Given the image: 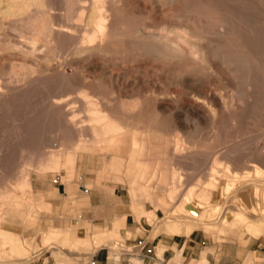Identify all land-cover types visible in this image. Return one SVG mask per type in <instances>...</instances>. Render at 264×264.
Listing matches in <instances>:
<instances>
[{
	"label": "rangeland",
	"instance_id": "obj_1",
	"mask_svg": "<svg viewBox=\"0 0 264 264\" xmlns=\"http://www.w3.org/2000/svg\"><path fill=\"white\" fill-rule=\"evenodd\" d=\"M16 1L0 0L2 4H0V227L17 233L25 252L22 253L23 255L13 254L9 251L8 240L1 237L0 245L4 258L0 259V264H91V257L98 250V252L109 256L110 264H120L124 259L129 261V264H143L142 260L134 259L142 256L140 248H134L127 242L132 234L128 232L124 235L121 232L124 224L120 219L123 214L128 212L118 208L117 200L120 196V199L128 202L129 183L133 188H140L142 199L147 201L146 209L141 210L142 218L133 212L132 214L135 215L137 222L143 228L153 230V240L158 235L172 236L170 234H188L190 237L191 232L187 233L184 230L187 227L189 231L196 228L192 239L196 242L200 257L189 258L186 264H201L202 255L207 256L206 259L209 260L206 264H245L246 262V264H264V171L260 178L256 168L259 165L264 170V0H196L194 9L186 12L192 21L196 20L197 26L205 25V23L212 25L224 20L235 21L238 14H242L249 26L243 52L246 57L252 59L250 56L255 51V54L258 53L257 57L260 62L257 73H250L251 78L254 79L255 87L248 89L240 86L237 89L236 81H231L229 87L224 84L226 81L221 82L220 80L218 84L219 78L216 79L217 75L213 69L210 70L202 61H190L191 67L183 72L189 80L202 79L200 90L204 93V95L201 93L204 97L208 86L210 87V83L214 80L213 83L221 87L225 94H231L230 96L234 98L233 109L223 110L219 116L190 117L172 116L171 112L174 105L184 106L192 101L182 95L186 89L170 87V97L161 92L155 96L156 99L147 92L151 88L150 83L153 80H164L166 72L176 71L180 69V66L174 63L170 66L165 65L161 61L152 60L148 55L137 56L139 42H141L137 37L139 28L148 26L147 31L165 32L166 24L164 22H166L165 17L169 13L168 8L159 15L153 14L152 19H148L149 15L145 12L149 10V6L136 0H127V2L126 0H104L105 2L99 0L100 8L104 6L109 8V11L105 13L109 18L107 20L108 30L115 34V37L103 48L99 46L96 49L98 40L90 42V34L85 33L83 24L77 20L78 17L76 16L75 20L73 19L71 22L67 20L68 0H61L62 2L60 0H41L43 5L40 0ZM38 1H40L39 4H37ZM80 1L81 7L85 11L92 3V0ZM129 1L135 2V4H131ZM22 2H27L32 7L27 3L22 4ZM8 3L12 5L10 6ZM137 3L141 8L135 6ZM15 5L17 7L13 9L12 7ZM22 5L26 7L24 11H21L23 10ZM2 9L5 10L2 11ZM8 9L18 11L10 14L6 11ZM39 9L46 11L47 18L52 19L50 23L60 31H56L54 37L50 39L32 34L36 31L35 26H38L35 24L39 23L34 22L35 26L32 27L33 23L30 21L33 20L32 17L38 13ZM83 9L79 10L77 15ZM240 9L243 13H240ZM4 11L8 13L5 15ZM85 11L84 16L86 17L88 11ZM146 18L147 20H144ZM136 20L140 22L137 24ZM172 21L170 22L173 25H184L191 29L193 27L192 22ZM152 24L154 25L152 26ZM161 27L162 29H160ZM253 27H256L255 32ZM74 37L78 40L76 41ZM236 38V34L229 35L225 38L226 41L224 39V43L227 47L233 46ZM73 40L74 46L72 47ZM194 40L189 37L190 44H193ZM130 43L132 47L136 46L132 48ZM202 43L207 47V43ZM73 53L75 54L73 55ZM88 58L89 60H87ZM143 61H146V64ZM103 64H106L105 67ZM132 64L133 66H130ZM82 66L86 68L81 69ZM134 66L136 67L134 68ZM130 68L132 69L128 70ZM150 68H154V70H150ZM135 69L138 71L137 73ZM104 72H107L106 75L110 73L126 75L129 80L117 85L119 88H124L123 91L127 88L126 91L116 94L109 82L101 80ZM147 79L150 80V83ZM134 80L139 83L143 82L145 92L142 90V92L134 93V87L137 85L134 84L136 83ZM129 81L131 82L129 83ZM188 83L190 82L188 81ZM155 88L158 91L162 89L161 86H155ZM80 89H82L81 95L78 94ZM173 90L175 91L173 92ZM118 95L121 98H118ZM131 95H141L143 109L140 107L141 111L139 109L132 114H125L121 107V101L131 100ZM105 97L112 100V104L104 108L105 113H114L115 116H94L93 106L87 102L90 99ZM177 99L180 100V103L174 102ZM56 101L64 102L63 107L57 106L54 103ZM66 104L68 105L66 106ZM166 106L169 109H166ZM227 114L228 116H226ZM104 119L110 124L105 123ZM183 120L184 122L181 123ZM101 121L102 124L99 123ZM112 122H115L114 125L119 128L118 131L114 127L115 131L111 129ZM105 126L110 127L108 131ZM119 130H121V134ZM131 141H139L140 147L139 144L135 146ZM175 146L177 148H174ZM115 157H117V162ZM228 160L231 161L229 169L237 170L240 173H249L250 177H247L248 179H241V177L240 179L243 181L240 179L235 181L231 177H229L230 179L226 177L231 175L230 170L227 171L226 167ZM251 161L254 165L250 163ZM211 166L216 167L218 172L220 171V179L217 178L218 173L212 172ZM221 171L223 173L227 171V174L224 175ZM184 175L188 177L184 178ZM181 179H184L183 182ZM208 180L213 183V187H210V184L204 186ZM197 186L200 188L196 189ZM87 187L91 190L89 193H83L82 191ZM172 187H178L174 198H171L169 194ZM190 189L192 193L196 190L192 198H195L199 191V194L200 192L204 193V199H201V205L200 203L193 204L192 214L188 213L189 216L183 214L184 217H182V213L178 210L181 204L192 202V199H190L191 201L186 199ZM203 189L205 192L201 191ZM217 189L220 190V193L217 192ZM206 196L208 198H205ZM99 197H103L106 204L110 206L107 211L108 215H113L110 226L98 224L88 218L90 213H94L95 216L97 212L104 213V208L96 207L97 202H94L93 199L100 200ZM30 200L32 203L28 204ZM32 209L34 210L32 211ZM175 210L176 213L173 215ZM121 211H124L123 214ZM32 212L35 214L33 215ZM239 213L247 218L244 223L233 226L230 221H233ZM30 215L31 218L36 215L37 219L34 217L31 223L24 221L27 220L26 216L30 218ZM191 217L194 219H190ZM203 217L204 219H202ZM161 219L162 222L174 224L170 234L157 230L156 223ZM197 219L200 220L197 222ZM86 221L95 225L99 230L96 229L87 234L88 230L85 229V234L72 237L64 226V224H68L80 229ZM250 221L260 228L257 233L248 231L247 222ZM206 224H211V226L208 228ZM175 226L180 227L181 232L175 229ZM115 230L119 234L112 233ZM52 231L55 240L46 246L44 239ZM55 236H58V239ZM29 243L32 246H29ZM159 248L160 246L157 248V255L163 259V256L159 254ZM174 251L175 257L171 264H184V250L180 251L174 247ZM7 254H10L9 258L5 256ZM9 259L11 261H8Z\"/></svg>",
	"mask_w": 264,
	"mask_h": 264
},
{
	"label": "bare ground",
	"instance_id": "obj_2",
	"mask_svg": "<svg viewBox=\"0 0 264 264\" xmlns=\"http://www.w3.org/2000/svg\"><path fill=\"white\" fill-rule=\"evenodd\" d=\"M10 1V0H9ZM11 1H13V0H11ZM16 1V0H15ZM18 1V0H17ZM16 1V2H17ZM20 1V0H19ZM25 1V0H24ZM28 1V0H27ZM41 1V0H40ZM40 1H38V3L37 4H39L40 3ZM61 1V0H60ZM102 1V0H101ZM104 1V0H103ZM106 1V0H105ZM104 1V2H105ZM133 1V0H132ZM137 2H139V3H141V4H144V5H147V6H149V10H147V12H145V13H148V15H149V17H148V15H147V17H148V19L150 18V19H152V17H153V14H158L159 15V13L161 14L162 12H164V9H166V8H168V11H169V13L166 15V22H164V20H162L165 24H166V27H165V29L167 30H165V32H163V31H160L159 30V32H157V33H155V32H152V31H147V29H148V26H146V27H140L139 28V30H138V32H137V37H138V39L141 41V42H139V48H138V52H137V56L139 55V56H141V57H143V56H145V55H148L150 58H152V60H154V61H161V62H163L165 65H167L168 64V66H170L171 64H177V65H179L180 66V69H177L176 71H172L171 72V70L169 71V72H166V78L164 79V80H157V81H160V82H157V81H155V80H153V82L152 83H150V80L149 79H147V80H149V83H150V86H151V88H149V91H147L150 95H152V96H154L153 98L154 99H156L155 98V96L157 95V94H159V93H161L162 92V94H165V95H167V96H169L170 94H169V89H170V87H178V89H179V87L180 88H183V89H186V91L185 92H183V94L182 95H185L184 97H188V98H190V99H192V101L190 102V103H186L187 105H184V106H182V105H179V104H177V106L176 105H174V107H172L171 108V112H172V116H219V115H221V113H223V110L224 111H230V110H232L233 109V107H234V98H232L233 96H230V95H227V94H225V92L223 91V89H221V87H219L218 85H216V84H214L213 83V81H212V83H210V87L208 86V91H207V93H206V90H205V93H206V95H205V97L203 96L204 95V93L203 92H201V90H200V87H201V83H202V79L201 78H195V79H192V80H189L188 78H186V75H185V73L183 72V71H186V69H188L189 67H191L190 65H189V62L190 61H196V62H198V61H202L203 63H205L206 64V67H209V69L210 70H214L215 72V74L217 75V76H215L216 77V79H217V77L219 78V81H218V84H219V82H220V80H221V82H224V81H226V83H224L225 85H227V87H229V85H230V83H232L231 81H236V86H237V89L240 87V86H244L245 88H248V89H250V88H253V87H255V83H254V79H252L251 78V75H250V73H257V69L260 67V62H259V58L257 57L258 56V53H256L255 54V51H254V53H253V55L252 56H250L251 55V53H250V57H252V59L251 58H248V57H246L245 56V54H244V52H243V46L246 44V38H247V36H246V32L248 33V31H249V26H248V24H247V22L245 21V19H244V17L242 16V14H238V16H237V19L235 20V21H223V22H219V23H215V24H210V25H208L207 23H205V25H202V26H197L196 25V20H193L192 21V19L186 14V12H188V11H192L193 9H194V7L196 6V0H136ZM4 2V1H3ZM43 1H41V3H42ZM52 2V1H51ZM62 2V1H61ZM111 2V1H110ZM124 2V1H123ZM126 2H127V0H126ZM130 2V1H129ZM128 2V3H129ZM249 2V1H248ZM25 3H27V2H25ZM25 3H23L22 2V4H25ZM81 3V1L80 0H68V11H67V20L68 21H70L71 22V20H73L76 16L78 17L77 18V20L78 21H80L82 24H83V29H84V31H85V33H87L88 35L90 34V42H92V41H94L95 39L96 40H98V46H96V49L100 46V48H103L107 43H109L112 39H114V37H115V34H113V33H111V32H109V30H108V19L109 18H107V15H105V13H107L108 11H109V8L107 7V6H104L103 8H100L101 6H99L100 4H99V0H92V3H91V5H90V7L89 8H87L88 10H84L82 7H81V5L82 4H80ZM85 3H87V2H85ZM127 3V4H128ZM131 3V2H130ZM135 4V2H132L131 4ZM0 4H1V2H0ZM7 4V3H6ZM9 4V3H8ZM28 5H29V3H27ZM56 4V3H55ZM112 4V3H111ZM249 4V3H248ZM2 5V4H1ZM10 5V4H9ZM9 5H8V7H9ZM12 5V4H11ZM10 5V6H11ZM16 5H17V3H16ZM15 5V7H12L13 9L14 8H16L17 6ZM20 5V4H19ZM18 5V6H19ZM42 5H43V3H42ZM49 5V4H48ZM52 5V4H51ZM62 5V4H61ZM85 5V4H84ZM128 5H130V4H128ZM143 5V6H144ZM231 5V4H230ZM247 5V4H246ZM249 5H251V4H249ZM14 6V5H13ZM26 6V5H25ZM30 7H32L31 5H29ZM47 6V5H46ZM50 6V5H49ZM134 6V5H133ZM135 6H138L139 7V5H138V3H137V5H135ZM205 6V5H204ZM207 6V5H206ZM1 7V6H0ZM20 7V6H19ZM18 7V8H19ZM22 7H23V5H22ZM40 7V6H39ZM122 7V6H121ZM130 7V6H129ZM128 7V8H129ZM132 7V6H131ZM202 7V6H201ZM5 8V7H4ZM10 8V7H9ZM17 8V9H18ZM21 8V7H20ZM26 7H23V10H21V9H18V10H21V11H24V9H25ZM29 8V7H28ZM35 9H36V7H34ZM41 9H43L42 7H40ZM139 8H141V7H139ZM146 8V7H145ZM7 9V8H6ZM11 9V8H10ZM6 10V11H8L10 14H12V13H14V11L16 12V11H18V10ZM30 9V8H29ZM45 9V8H44ZM51 9V8H50ZM81 9H83L82 10V12L80 13V14H78L77 15V12L79 11V10H81ZM86 9V8H85ZM131 9V8H130ZM142 9H143V7H142ZM141 9V10H142ZM3 10H5V9H2V11ZM129 10V9H128ZM136 10V9H135ZM138 10H140V9H138ZM144 10V9H143ZM1 11V12H2ZM21 11H19V13H21ZM38 11V13L35 15V16H33V15H31V16H33L32 18H33V20L30 18V20H32V21H30V23H33V25H32V27L33 26H35V25H38V26H35L36 27V31L34 32V33H32V34H34V36L35 35H39V36H42V37H44V39L45 38H47V39H50L51 37H54V35H55V33H56V31H59V29L58 30H56L55 28H54V26L50 23L51 21L50 20H52V19H48L47 18V16H46V11H44V10H37ZM84 11L85 12H87L88 11V14H87V16L85 17L84 16V14H86V13H84ZM137 11V10H136ZM135 11V12H136ZM240 11H241V9H240ZM5 12V11H4ZM8 12H5V15H6V13H8ZM56 12V11H55ZM61 12V11H60ZM134 12V11H133ZM143 12V11H142ZM18 13V14H19ZM23 13V12H22ZM50 13V12H49ZM65 13V12H64ZM136 13H138V12H136ZM203 13V12H202ZM240 13H243L242 11L240 12ZM2 14V13H1ZM9 14V15H10ZM29 14H31V13H29ZM28 14V15H29ZM51 14V13H50ZM16 15V14H15ZM21 15V14H20ZM20 15H18V16H20ZM135 15V14H134ZM139 15H140V13H139ZM2 16V15H1ZM120 16V15H119ZM118 16V17H119ZM152 16V17H151ZM161 16V15H160ZM15 17V16H14ZM29 17V16H28ZM62 17H63V15H62ZM138 17H140V16H138ZM141 17H142V15H141ZM158 17V16H157ZM162 17V16H161ZM6 18V17H5ZM11 18V17H10ZM49 18H51V17H49ZM53 18V17H52ZM65 18V17H64ZM145 18V17H144ZM155 18V17H154ZM63 19V18H62ZM139 19V18H138ZM142 19V18H141ZM140 19V20H141ZM157 19H159V18H157ZM255 19V18H254ZM1 20V19H0ZM21 20V19H20ZM27 20V19H26ZM29 20V19H28ZM75 20V19H74ZM133 20V19H132ZM144 20H147V18L146 19H144ZM172 20H176L177 22H182V21H185V22H192L193 23V27H192V29L191 28H188V27H186V26H184V25H173V24H171V22L170 21H172ZM23 21V20H22ZM25 21V20H24ZM23 21V22H24ZM129 21V20H128ZM127 21V22H128ZM158 21V20H157ZM29 22V21H28ZM34 22H38L39 24H35L34 25ZM57 22V21H56ZM135 22H137V24H138V22H140L139 20H136ZM142 22H143V20H142ZM141 22V23H142ZM163 22H161V23H163ZM172 22H174V21H172ZM59 23V22H58ZM152 23H153V21H152ZM160 23V22H159ZM25 25H26V23H24ZM144 24V23H143ZM148 25H149V23H147ZM157 24V23H156ZM155 24V25H156ZM28 25V24H27ZM140 25V24H139ZM146 25V24H145ZM154 24H152V26H153ZM161 26L162 25H164V24H160ZM159 25V26H160ZM59 27L61 26V24L60 25H58ZM66 26V25H65ZM165 26V25H164ZM163 26V27H164ZM23 27V26H22ZM28 27V26H27ZM26 27V28H27ZM21 28V27H20ZM75 28V27H74ZM255 28L256 27H253V29H254V32H255ZM28 29H29V27H28ZM34 29V28H33ZM61 29V28H60ZM160 29H162V27L160 28ZM164 29V28H163ZM32 30V29H31ZM69 30V29H68ZM156 30V29H155ZM62 31V30H61ZM69 31H71V30H69ZM60 32V31H59ZM253 32V31H252ZM26 33V32H25ZM30 33V34H31ZM84 33V34H85ZM115 33V32H114ZM237 35V38H236V40L234 41V45L233 46H229V47H227V45L224 43V39L226 38V37H228L229 35ZM252 34V33H251ZM250 34V35H251ZM256 34V33H255ZM58 36V35H57ZM70 36V35H69ZM86 36V35H85ZM30 37H31V35H30ZM59 37V36H58ZM87 37V38H88ZM189 37H192V38H194L195 40V42L193 43V44H190L189 43ZM252 37H254V36H252ZM257 37V36H256ZM32 38V37H31ZM65 38V37H64ZM75 38V37H74ZM130 38H131V36H130ZM33 39V38H32ZM31 39V40H32ZM62 39V38H61ZM76 39V38H75ZM128 39V38H127ZM30 40V39H29ZM78 39H76V41H77ZM124 39H122V41H123ZM33 41V40H32ZM51 41V40H50ZM71 41V40H70ZM81 41V39L79 40V42ZM225 41H226V39H225ZM237 41V42H236ZM253 41H254V39H253ZM88 42H89V40H88ZM124 42V41H123ZM122 42V43H123ZM202 42H205V43H207V47L206 46H204L203 45V43ZM41 43V42H40ZM52 43V42H51ZM113 43V42H112ZM121 43V44H122ZM129 43V42H128ZM128 43H126V44H128ZM38 44V43H37ZM70 44V43H69ZM68 44V45H69ZM72 44V47L74 46L73 44H74V40H73V42L71 43ZM70 44V45H71ZM100 44V45H99ZM116 44V43H115ZM118 44V43H117ZM125 44V45H126ZM34 45V44H33ZM62 45V44H61ZM64 45V44H63ZM62 45V46H63ZM124 45V44H123ZM129 45V44H128ZM127 45V46H128ZM130 45H131V47H132V44L130 43ZM134 45V44H133ZM43 46H44V44H43ZM55 46H56V44H55ZM77 46V45H76ZM78 46H80V45H78ZM126 46V47H127ZM134 46H136V45H134ZM133 46V47H134ZM61 47V46H60ZM69 47V46H68ZM132 47V48H133ZM137 47H138V45H137ZM113 48V47H112ZM70 49V48H69ZM92 49V48H91ZM95 49V48H94ZM259 49V48H258ZM78 50V49H77ZM131 50V49H130ZM255 50V49H254ZM70 51V50H69ZM68 51V52H69ZM55 52V51H54ZM85 52H86V49H85ZM103 52V51H102ZM61 53V52H60ZM80 53H82V52H80ZM88 53V52H87ZM135 53V52H134ZM70 54V53H69ZM75 53H73V55H74ZM136 54V53H135ZM67 55V54H66ZM72 55V56H73ZM99 55H101V54H99ZM59 56V55H58ZM83 56V55H82ZM85 57H86V54L84 55ZM93 56H95V55H93ZM125 56V55H124ZM123 56V57H124ZM13 57V56H12ZM74 57V56H73ZM87 57H88V55H87ZM92 56H90V58H91ZM96 57V56H95ZM97 57H98V55H97ZM102 57V56H101ZM126 57V56H125ZM72 58V57H71ZM70 58V59H71ZM99 58V57H98ZM108 58V57H107ZM112 58V57H111ZM110 58V59H111ZM137 58V57H136ZM75 59V58H74ZM77 59H78V57H77ZM92 59V58H91ZM90 59V60H91ZM95 59H97V58H95ZM94 59V60H95ZM117 59H118V57H117ZM124 59V58H123ZM126 59V58H125ZM79 60V59H78ZM87 60H89V58L87 59ZM87 60H85V61H87ZM104 60V59H103ZM112 60V59H111ZM135 60V59H134ZM134 60H132V61H134ZM77 61V60H76ZM92 61V60H91ZM100 61V60H99ZM118 61H119V59H118ZM80 62V61H79ZM110 62V61H109ZM115 62V61H114ZM123 62V61H122ZM125 62V61H124ZM123 62V63H124ZM138 63H139V61H137ZM136 62V63H137ZM145 64H146V61H143ZM149 62V61H148ZM151 62V61H150ZM41 63V62H40ZM73 63V62H72ZM89 63V62H88ZM104 63V62H103ZM135 63V62H134ZM133 63V64H134ZM158 63V62H157ZM264 63V62H263ZM262 63V64H263ZM82 64V63H81ZM107 64V63H106ZM106 64H103V66L104 65H106ZM109 64V63H108ZM116 64V63H115ZM133 64L132 65H130V66H133ZM142 64V63H141ZM140 64V65H141ZM44 65V64H43ZM70 65V64H69ZM118 65V64H117ZM142 65H144V64H142ZM141 65V66H142ZM160 65V64H159ZM207 65H209V66H207ZM10 66V65H9ZM85 66V65H84ZM95 66V65H94ZM115 66V65H114ZM139 66V65H138ZM157 66V65H156ZM162 66H164V65H162ZM83 67V66H82ZM92 67V66H91ZM105 67V66H104ZM104 67H102V68H104ZM118 67V66H117ZM124 67V66H123ZM136 66H134V68H135ZM148 67V66H147ZM146 67V68H147ZM86 67H83V68H81V69H85ZM98 68V67H97ZM110 68V67H109ZM114 68V67H113ZM139 68V67H138ZM155 68H158V67H155ZM32 69V68H31ZM99 69V68H98ZM101 69V68H100ZM117 69H119V68H117ZM132 68H130V69H128V70H131ZM145 69V68H144ZM90 70V69H89ZM96 70V69H95ZM94 70V71H95ZM104 70V69H103ZM102 70V71H103ZM122 70V69H121ZM149 70V69H148ZM150 70H154V68L153 69H151L150 68ZM163 70H165V69H163ZM209 70V71H210ZM35 71V70H34ZM86 71V70H85ZM91 71H93V69H91ZM90 71V72H91ZM99 71V70H98ZM101 71V72H102ZM108 71V70H107ZM135 71H136V69H135ZM135 71H133V72H135ZM182 71V73H180ZM206 71V70H205ZM16 72V74H17V71H15ZM14 72V73H15ZM20 72V71H19ZM32 72V71H31ZM132 72V73H133ZM138 71H136V73H137ZM144 72H146V71H144ZM23 73V72H22ZM25 74H26V72H24ZM105 73H107V72H104V75H102L101 76V80H104L105 82L107 81V82H109L110 83V85H112V89H114L115 91V93L117 94V93H120V94H122L121 92L123 91V89L124 88H119V87H117V85L119 86V84H121L122 82H124V81H128L129 80V78H126V75H119V74H111L110 72H108V73H110L109 75H106ZM141 73V72H140ZM140 73H138V74H140ZM148 73V72H147ZM156 73H158V72H156ZM155 73V74H156ZM212 73V72H211ZM103 74V73H102ZM120 74H121V71H120ZM159 74V73H158ZM193 74V73H192ZM199 74V73H198ZM17 75H19V74H17ZM17 75H16V77H17ZM99 75H101L100 73H99ZM142 75V74H141ZM151 75V74H150ZM153 75V74H152ZM201 75V74H200ZM208 75V74H207ZM209 75H210V73H209ZM213 75V74H212ZM129 76V75H128ZM127 76V77H128ZM13 77V76H12ZM89 77H92V76H89ZM96 77V76H95ZM146 78H147V76H145ZM149 77H151V76H149ZM153 77H154V75H153ZM165 77V76H164ZM97 78V77H96ZM130 78H131V76H130ZM136 78V77H135ZM156 78V77H155ZM254 78V77H253ZM98 79V78H97ZM141 79V78H140ZM212 79V78H211ZM214 79V78H213ZM13 80V79H12ZM136 80V79H135ZM134 80V82H136V83H134V84H137L135 87H134V93L135 92H142V90L144 91V84H143V82L142 83H139V82H137V81H135ZM146 80V81H147ZM188 81L190 82V83H188ZM204 81V80H203ZM131 81H129V83H130ZM205 82V81H204ZM207 82V81H206ZM9 83V82H8ZM146 83H148V82H146ZM148 83V84H149ZM208 83V82H207ZM124 84V83H123ZM122 84V85H123ZM127 85H128V83H126ZM206 84V83H205ZM223 84V83H222ZM147 85V84H146ZM148 86V85H147ZM147 86H146V88H145V90L147 89ZM149 86V87H150ZM155 86H161V90L160 91H158V90H156V88H155ZM206 86V85H205ZM125 87V86H124ZM231 87H232V85H231ZM126 88V87H125ZM128 88H130V87H128ZM243 88V87H242ZM127 89V88H126ZM126 89L124 90V91H126ZM172 89V88H171ZM177 89V88H176ZM175 89V90H176ZM178 89L176 90V92L178 91ZM81 90L82 89H80V93H78L79 95H81ZM175 90H173V92L175 91ZM231 90V89H230ZM124 91H123V93H124ZM132 91V90H131ZM180 91H182V90H180ZM179 91V92H180ZM202 91H204V90H202ZM76 92V96H78L77 95V91H75ZM129 93H130V91H128ZM145 92V91H144ZM133 93V92H132ZM203 95H202V94ZM234 93V92H233ZM236 93V92H235ZM239 93V92H238ZM84 94V93H83ZM136 94V93H135ZM172 94H175V93H172ZM88 95V94H87ZM67 96V95H66ZM69 96H71V95H69ZM119 96V95H118ZM123 96V95H122ZM181 96V95H180ZM239 96V95H238ZM254 95H252V97H253ZM50 97V96H49ZM80 97V96H79ZM92 97V96H91ZM90 97V98H91ZM111 97V96H110ZM170 97V96H169ZM236 97V96H235ZM244 97V96H243ZM74 98V97H73ZM89 98V97H88ZM118 98H121V96H119ZM130 98V97H129ZM162 98V97H161ZM175 98V97H174ZM254 98V97H253ZM57 99V98H56ZM63 99V98H62ZM77 99V98H76ZM75 99V100H76ZM87 99V98H86ZM153 99V100H154ZM163 99V98H162ZM169 99V98H168ZM255 99V98H254ZM117 100V99H116ZM123 100V99H122ZM125 100V99H124ZM148 100V99H147ZM150 100V99H149ZM164 100V99H163ZM170 100H172V99H170ZM170 100H168V101H170ZM185 100V99H184ZM251 100V99H250ZM65 101V100H64ZM67 101H69V100H67ZM121 101V100H120ZM152 101V100H151ZM155 101V100H154ZM157 101H160V100H158L157 99ZM156 101V102H157ZM181 101H183V100H181ZM73 102H75L74 100H73ZM86 102V101H85ZM117 102V101H116ZM148 102V101H147ZM164 102V101H163ZM172 102V101H171ZM174 102H177V103H180V100H176V101H174ZM239 102H241V99H239ZM54 103H56V105L57 106H60V107H63V103L62 102H54ZM76 103H77V101H76ZM87 103H89L90 104V106L92 105L93 107H92V113H93V115L94 116H115L114 115V113H105V107L106 106H110L111 104H112V100H110L109 98H107V97H105V98H100V99H90L89 100V102H87ZM146 103V102H145ZM168 103V102H167ZM71 104V103H70ZM86 104V103H85ZM141 104H142V97H141V95H131V100H129V101H121V107H122V109H123V111L125 112V114L127 113V114H132V113H134V112H137V110H139L140 109V107H141ZM165 104V103H164ZM163 104V105H164ZM169 105H171L170 103H168ZM238 104V103H237ZM68 104H66V106H67ZM157 105V104H156ZM70 106V105H69ZM209 106V107H208ZM237 106V105H236ZM155 107V106H154ZM169 107V106H168ZM238 107H239V105H238ZM84 108H85V106H84ZM142 108V107H141ZM162 108V107H161ZM55 109V108H54ZM62 109H64V108H62ZM143 109V108H142ZM166 109H169V108H167V106H166ZM87 110V109H86ZM88 111V110H87ZM140 111H141V109H140ZM241 111V110H240ZM114 112V111H113ZM163 112H165V111H163ZM162 112V113H163ZM169 112V111H168ZM86 113V112H85ZM226 113V112H225ZM240 113V112H239ZM69 114H71L70 112H69ZM72 115V114H71ZM135 115V114H134ZM238 115V114H237ZM226 116H228V114L226 115ZM242 117V116H241ZM102 118V117H101ZM105 118V117H104ZM140 118H143V117H140ZM174 118V117H173ZM108 119V118H107ZM181 120H182V118H180ZM185 120H186V117L184 118ZM99 120V119H98ZM100 120H102V119H100ZM106 119H104V122L105 123H107L106 121H105ZM175 120V119H174ZM69 121V120H68ZM68 121H65V122H68ZM71 121V120H70ZM176 121V120H175ZM187 121H190V120H187ZM108 122H109V120H108ZM181 122V121H180ZM184 122V120L181 122V123H183ZM100 124H102V121L101 122H99ZM113 123V125H114V123L115 122H112ZM174 123V122H173ZM194 123V122H193ZM67 124V123H66ZM107 124H110V122L109 123H107ZM107 124H104V125H107ZM197 124V123H196ZM104 125H102V126H104ZM110 126L111 127V129L112 130H114L115 131V129L117 128L115 125L114 126ZM117 125V124H116ZM180 125V124H179ZM194 125H195V123H194ZM197 125H199V124H197ZM181 126H183V125H181ZM106 127V129L108 128L107 126H105ZM109 127V128H110ZM115 129H114V128ZM184 127V126H183ZM199 127V126H198ZM109 128L107 129V131L109 130ZM197 128V127H196ZM95 129H96V127H95ZM118 129L119 128H117V131H118ZM198 129V128H197ZM178 130V129H177ZM180 130V129H179ZM120 131V134H121V130H119ZM183 131H185V130H183ZM188 132V131H187ZM98 134V133H97ZM104 134V133H103ZM168 134V133H167ZM166 134V135H167ZM169 135V134H168ZM182 135V134H181ZM132 137H134V136H132ZM151 137V136H150ZM232 137V136H231ZM172 138V137H171ZM170 138V139H171ZM185 138V137H184ZM187 139V138H186ZM137 140V139H136ZM138 140H139V138H138ZM154 140V139H153ZM157 140V139H156ZM160 140V139H159ZM175 140V139H174ZM193 140V139H192ZM144 141V140H143ZM178 141V140H177ZM188 141V140H187ZM132 142V141H131ZM185 142V141H184ZM81 143V142H80ZM132 143H134L135 144V146L137 145L138 146V144H139V141L137 142V141H134V142H132ZM131 143V144H132ZM161 143V142H160ZM191 143V142H190ZM185 144H186V142H185ZM151 145V144H150ZM149 145V146H150ZM153 145V144H152ZM155 145V144H154ZM175 145V144H174ZM179 145V144H178ZM178 145H177V147H178ZM192 146L194 145V144H191ZM132 146H134V145H132ZM144 146V145H143ZM184 146V145H183ZM190 146V145H189ZM139 147H140V144H139ZM152 147V146H151ZM155 147H156V145H155ZM166 147H167V145H166ZM169 147V146H168ZM176 146L174 147V148H177ZM154 149H156V148H154ZM185 149V148H184ZM70 150V149H69ZM148 150V149H147ZM176 150V152H177V149H175ZM150 151V150H149ZM156 151V150H155ZM171 151H172V147H171ZM176 152H174V153H176ZM151 153V152H150ZM170 153V152H169ZM172 153V152H171ZM183 153V152H182ZM185 153V152H184ZM258 153V152H257ZM173 154V153H172ZM144 155V154H143ZM155 155V154H154ZM154 155H152V156H154ZM251 155V154H250ZM260 155V154H259ZM258 155V156H259ZM151 156V157H152ZM118 158H119V156H117ZM117 157H115L116 158V162H117ZM115 158H113V159H115ZM234 158V157H233ZM260 158V157H259ZM264 158V157H263ZM169 159V158H168ZM175 159V158H174ZM217 159V158H216ZM261 159V158H260ZM257 160V159H256ZM114 161V160H113ZM112 161V162H113ZM114 161V162H115ZM171 161H172V159H171ZM219 161V160H218ZM217 161V162H218ZM238 161V160H237ZM119 162H120V160H119ZM216 162V161H215ZM220 162H221V160H220ZM231 162V161H230ZM229 162V160H228V162H227V165H226V167H227V171H229L230 170V172H231V175L230 176H226V177H231L232 179H235V181L236 180H238V179H240L241 177V179H244V178H247V177H250L249 176V173H240L239 171H237V170H232V169H229L228 167H230L231 166V163ZM239 162V161H238ZM245 162V161H244ZM255 162V161H254ZM153 163V162H152ZM248 163V162H247ZM251 164L253 163L252 161L250 162ZM178 164V163H177ZM214 165V164H213ZM212 165V166H213ZM217 165H219V164H217ZM244 165V164H243ZM253 165H254V163H253ZM211 166V170H212V172H215V173H218L217 175H219V176H217V178H219L220 177V171L218 172L217 170H216V167H212ZM235 166V165H234ZM249 166V165H248ZM255 166H256V163H255ZM225 167V168H226ZM148 168V167H147ZM146 168V169H147ZM165 168V167H164ZM169 168L171 169V166H169ZM168 168V169H169ZM218 168V167H217ZM235 168H237V167H235ZM257 168V174H258V176L260 177H262L263 175V171L264 170H262L260 167H259V165H258V167H256ZM138 169V168H137ZM184 169V168H183ZM244 169V168H243ZM130 170V169H129ZM140 170V169H139ZM150 170V169H149ZM225 170V169H224ZM224 170H222V171H224ZM142 171V170H141ZM156 172H157V170H155ZM159 171V170H158ZM210 171V170H209ZM217 171V172H216ZM221 171V172H222ZM227 171H225L223 174L224 175H226L227 173ZM139 172V171H138ZM153 172V171H152ZM173 172V171H172ZM211 172V171H210ZM209 172V173H210ZM140 173H142V172H140ZM154 173V172H153ZM183 173V172H182ZM226 173V174H225ZM254 173V172H253ZM253 173H252V175H253ZM155 174V173H154ZM184 174V173H183ZM213 174V173H212ZM211 174V175H212ZM150 175H151V173H150ZM177 175V174H176ZM182 175V174H181ZM214 175H216V174H214ZM141 176H142V174H141ZM140 176V177H141ZM144 176V175H143ZM152 176V175H151ZM154 176V175H153ZM174 176V175H173ZM173 176H172V178H173ZM213 176V175H212ZM179 177V176H178ZM186 176L184 175V178H185ZM188 177V176H187ZM186 177V178H187ZM222 177H224V176H222ZM225 177V178H226ZM252 177V176H251ZM260 177V178H261ZM175 178H176V176H175ZM256 178V177H255ZM263 178H264V176H263ZM189 179V178H188ZM220 179V178H219ZM230 179V178H229ZM228 179V180H229ZM231 179V181H233ZM240 179V180H241ZM248 179V178H247ZM258 179V178H257ZM176 180V179H175ZM174 180V181H175ZM184 180V179H183ZM183 180L181 179V181L183 182ZM214 180H215V178H214ZM217 180V179H216ZM241 181H243V180H241ZM245 181V180H244ZM177 182V181H176ZM189 182V181H188ZM222 182V181H221ZM229 182H230V180H229ZM228 181H227V183H229ZM174 184H175V182H173ZM208 183V184H207ZM204 186L206 187L207 185H209L210 184V187L212 186L213 187V183L211 184L210 182H209V180H208V182H207ZM226 183V184H227ZM236 183V182H235ZM216 183H214V185H215ZM225 184V185H226ZM232 184V183H231ZM234 184V183H233ZM232 184V185H233ZM172 185V184H171ZM176 185V184H175ZM203 185V184H202ZM217 185V184H216ZM222 185V184H221ZM228 185V184H227ZM177 186V185H176ZM204 186H203V188H204ZM192 187V186H191ZM209 187V186H208ZM215 187V186H214ZM221 187V186H220ZM220 187H219V189H220ZM178 187H175V188H173L172 187V190L170 191V196H171V198L173 197V196H175V194H176V192H178V189H177ZM195 188V187H194ZM197 188H200V187H196V189ZM216 188V187H215ZM208 189V188H207ZM214 189V188H213ZM195 190V189H194ZM200 190V189H199ZM188 191H190L189 192V194H188ZM186 190V192H187V194L188 195H186V193H185V195L186 196H188V197H186V199L188 198L189 199V201H191L190 199H192V202H189L188 200H186V201H188L189 203H184V204H179L180 205V207H179V212L180 213H182V215L183 214H186L185 216H189L190 214H192L193 213V211H194V205L193 204H198V203H200L201 202V199H204V193L203 194H201V192H200V194H199V191H197L198 192V194L196 195V197L195 198H192L193 197V193L196 191H194L193 193H192V191H191V189L190 190ZM201 191H204V189L203 190H201ZM209 192H210V190H208ZM207 191V192H208ZM215 191H216V189H215ZM169 192V191H168ZM196 192V193H197ZM205 192V191H204ZM206 192V193H207ZM213 192H214V190H213ZM217 192H219L220 193V190H218L217 189ZM226 192V191H225ZM234 192V191H233ZM261 193V192H260ZM209 194V193H208ZM210 195V194H209ZM219 195V194H218ZM18 196V195H17ZM210 197V196H209ZM264 197V196H263ZM174 198V197H173ZM205 198H208L207 196L205 197ZM11 199V198H10ZM207 200V199H206ZM20 203H21V201H19ZM19 202H18V204H19ZM26 202V201H25ZM29 202H31L32 203V201L30 200V201H28V204H29ZM11 203H12V201H11ZM17 203V202H16ZM181 203V202H180ZM204 204H205V202H204ZM4 205V204H3ZM14 205V204H13ZM16 205V204H15ZM20 205V204H19ZM200 205H201V203H200ZM7 206V205H6ZM17 206V205H16ZM11 207V206H10ZM23 207V206H22ZM31 207H32V205H31ZM31 207H30V209H31ZM18 208V207H17ZM27 208V207H26ZM34 209H32V211H33ZM39 210V209H38ZM37 210V211H38ZM35 212V211H34ZM178 212V213H179ZM176 213V210L175 211H173V215ZM179 213V214H180ZM188 213H190V214H188ZM207 213V212H206ZM18 214V213H17ZM32 214H33V212H32ZM35 214V213H34ZM33 214V215H34ZM172 214V213H171ZM2 215V214H1ZM178 215V214H177ZM2 216H4V215H2ZM36 216V215H35ZM34 216V217H35ZM180 216H181V214H180ZM193 216V215H192ZM211 216V215H210ZM22 217V216H21ZM27 217V218H26ZM25 218L27 219V220H24V221H28V222H32L33 221V219H34V217L33 218H31L32 216L30 215V218H28V216H26ZM182 217H184V215L182 216ZM212 217V216H211ZM10 218V217H9ZM36 218V217H35ZM172 218V217H171ZM180 219H181V217H179ZM189 218V217H188ZM246 216L245 215H243L242 213H239V214H237L236 215V217H235V219L233 220V221H230L231 222V224H233V226H235V225H237V224H242V223H244L245 222V220H246ZM37 219V218H36ZM185 219V218H184ZM190 219H194V218H190ZM202 219H204V217L202 218ZM189 220V219H188ZM195 220H196V218H195ZM198 220H200V219H197V222H198ZM224 220V219H223ZM181 222H184V221H181ZM202 222V221H201ZM25 223V222H24ZM248 223V225H247V229H248V231L249 232H252V233H257L259 230H260V228L256 225V224H253L251 221L250 222H247ZM27 224V223H26ZM33 224V223H32ZM224 224V223H223ZM1 225V224H0ZM31 225V224H30ZM188 225V224H187ZM186 225V226H187ZM207 226L206 227H210L211 226V224L209 225V224H206ZM226 225V224H225ZM246 225V224H245ZM182 226V225H181ZM227 226V225H226ZM225 226V227H226ZM192 227V226H191ZM231 227V226H230ZM180 227H178V226H175V229H178V231H180L181 229H179ZM187 229H188V227H187ZM187 229H185L184 231H186L187 233H190L191 232V230L189 231V230H187ZM192 229V228H191ZM226 229H228V228H226ZM48 230V229H47ZM233 230V229H232ZM14 231V230H13ZM181 232V231H180ZM185 232V233H186ZM58 233H60V232H58ZM176 233V232H175ZM61 234V233H60ZM60 234H58V235H60ZM55 235H56V233H55ZM186 235H188V234H186ZM4 238L5 240H8V242H9V246H10V252H12L13 254H22L23 252H25V248L23 247V244H22V242H21V240L19 239V237H18V234L17 233H15V232H12L10 229H7V228H1L0 227V238ZM56 237V236H55ZM58 237V236H57ZM56 237V239H58ZM220 238V237H219ZM4 240V241H5ZM23 240V239H22ZM52 240L54 241L55 239H54V233H53V231L52 232H49L48 233V235L45 237V239H44V243H45V245L47 246V244H51V242H52ZM27 242V241H26ZM33 242V241H32ZM30 244V243H29ZM33 244V243H32ZM5 246H7V245H5ZM29 246H32L31 244L29 245ZM1 245H0V259H2V258H4L3 257V252H2V249H1ZM27 247V246H26ZM35 247V246H34ZM8 248V247H7ZM6 249V248H5ZM4 250V249H3ZM5 251V250H4ZM26 252H27V249H26ZM5 253V252H4ZM7 253V252H6ZM94 253V252H93ZM160 253V256H162L163 255V251H160L159 252ZM8 255H10V254H7V255H5V256H8ZM23 255V254H22ZM26 255V254H25ZM13 256H15V255H13ZM12 257V256H11ZM8 258H9V256H8ZM15 258V257H14ZM14 258H12V259H14ZM89 258V257H88ZM7 259V258H6ZM5 259V260H6ZM201 264H206L208 261H207V259H206V257L205 256H201ZM143 260V259H142ZM8 261H11L10 259L8 260ZM16 261V260H15ZM20 261V260H19ZM3 262V261H2ZM6 264V263H5ZM15 264V263H14Z\"/></svg>",
	"mask_w": 264,
	"mask_h": 264
},
{
	"label": "crops",
	"instance_id": "obj_3",
	"mask_svg": "<svg viewBox=\"0 0 264 264\" xmlns=\"http://www.w3.org/2000/svg\"><path fill=\"white\" fill-rule=\"evenodd\" d=\"M89 186L92 184H88ZM130 188V196L128 202H124L122 199H120V196L117 200V206L119 209H124L127 214H123L124 211H121L123 214L121 217V222L124 224V228L121 229V232L126 235L128 232L132 234V237L127 240V242L131 245H133L134 248H140V251L142 252V256L135 257L134 259L142 260L143 264H171L172 260L175 257V251L174 247H176L178 250L182 251L184 250V264L187 263L189 258H199L200 254L198 249L196 248V242L192 239V236L195 234L196 228H193L191 230L190 237L189 235H183V234H170L171 229H173L174 224H170L168 222H162V219L156 223V228L158 231L167 232L168 234L172 236H164V235H158L155 240L152 239V229H146L143 228L136 220L135 215H137L139 218H142L141 216V210L146 209L145 203L147 201L143 200L140 194L141 189L140 188H133L132 184L129 183ZM162 188V187H161ZM91 189L85 188L82 192L83 193H89ZM117 193V191H116ZM94 202L96 203V207L104 208V213L97 212L96 216L94 213L88 214V218L94 220L98 224L102 225H109L111 224L113 215H108V209H110L109 204H106L104 198L99 197L100 200H96V198H93ZM132 212L135 214H132ZM152 212V211H151ZM65 229H68L70 232V236L73 237V235L79 236V234H85V229L88 230L87 234L90 232H94L96 229H98L95 225L90 224V222L86 221L84 223V226L82 228L77 227H71L68 224H64ZM99 230V229H98ZM112 233H118L117 230L113 231ZM119 234V233H118ZM159 248V252L163 251V259L158 257L157 255V248ZM166 248V249H164ZM99 251V250H98ZM93 254L91 257V264H110L109 262V256L98 252ZM98 252V253H97ZM160 254V253H159ZM207 257V256H206ZM93 258V260H92ZM209 261V260H208ZM247 263V262H246ZM245 263V264H246ZM120 264H129V261L124 259Z\"/></svg>",
	"mask_w": 264,
	"mask_h": 264
}]
</instances>
